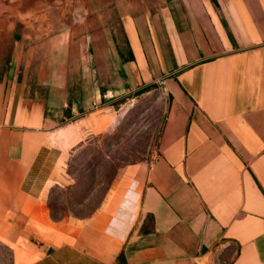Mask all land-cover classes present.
I'll return each mask as SVG.
<instances>
[{
	"label": "crops",
	"instance_id": "0c3cea01",
	"mask_svg": "<svg viewBox=\"0 0 264 264\" xmlns=\"http://www.w3.org/2000/svg\"><path fill=\"white\" fill-rule=\"evenodd\" d=\"M172 0L121 16L122 82L163 81L149 163L124 169L86 220L51 219L71 154L109 97H28L0 81V244L13 264H264V0ZM135 89V90H134Z\"/></svg>",
	"mask_w": 264,
	"mask_h": 264
},
{
	"label": "rangeland",
	"instance_id": "374dc122",
	"mask_svg": "<svg viewBox=\"0 0 264 264\" xmlns=\"http://www.w3.org/2000/svg\"><path fill=\"white\" fill-rule=\"evenodd\" d=\"M133 1L149 8L172 0H0V81H18L28 97H45L53 85L68 97H109L99 106L115 111L69 157L48 200L56 223L91 218L124 169L157 153L165 93L157 85L133 91L121 79L117 42ZM0 264H13L1 244Z\"/></svg>",
	"mask_w": 264,
	"mask_h": 264
},
{
	"label": "trees",
	"instance_id": "16d2710c",
	"mask_svg": "<svg viewBox=\"0 0 264 264\" xmlns=\"http://www.w3.org/2000/svg\"><path fill=\"white\" fill-rule=\"evenodd\" d=\"M54 189H55L54 187L51 189V191H50V195L52 194V191H53ZM49 211H50V213H51V218H52V220L56 221L57 219H56V220L54 219V212H53V210H52L51 207H49ZM120 264H124V259H123V257H120Z\"/></svg>",
	"mask_w": 264,
	"mask_h": 264
},
{
	"label": "built area",
	"instance_id": "2783aa9c",
	"mask_svg": "<svg viewBox=\"0 0 264 264\" xmlns=\"http://www.w3.org/2000/svg\"><path fill=\"white\" fill-rule=\"evenodd\" d=\"M155 85H157L160 89H162L164 87V82L163 81H157L155 83Z\"/></svg>",
	"mask_w": 264,
	"mask_h": 264
}]
</instances>
